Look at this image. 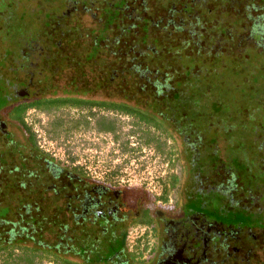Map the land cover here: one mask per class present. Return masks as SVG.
I'll list each match as a JSON object with an SVG mask.
<instances>
[{
  "label": "rangeland",
  "instance_id": "rangeland-1",
  "mask_svg": "<svg viewBox=\"0 0 264 264\" xmlns=\"http://www.w3.org/2000/svg\"><path fill=\"white\" fill-rule=\"evenodd\" d=\"M83 1L88 9L97 8L95 18L81 8L75 13L73 6ZM261 16L263 0H0V107L10 97L6 87L16 83L20 64L43 48L44 55L60 48L74 57L61 77L64 82L78 77L83 88L99 75L106 81L113 72L118 81L104 88L111 96L121 89L144 96L155 92L153 82L163 83L181 127L188 132L193 127L197 137L205 138L194 143L193 163L185 170L195 176L185 216L241 227L250 222L257 204L264 205V177L255 167L264 162ZM252 29L261 34L254 38ZM52 54L65 63L64 54ZM44 68L27 66V72L30 78L40 80L41 75L50 81L56 71ZM28 119L47 154L95 178L157 194L176 171L168 152L180 140L176 143L134 118L110 115L114 128L109 135L97 134L93 125L58 129L54 111ZM207 169L222 176L231 173L233 179L237 172L244 175L239 192L244 207L204 183ZM5 212L0 209V216Z\"/></svg>",
  "mask_w": 264,
  "mask_h": 264
},
{
  "label": "flooded vegetation",
  "instance_id": "flooded-vegetation-1",
  "mask_svg": "<svg viewBox=\"0 0 264 264\" xmlns=\"http://www.w3.org/2000/svg\"><path fill=\"white\" fill-rule=\"evenodd\" d=\"M73 8L75 13L81 8L92 18L98 15L97 8L88 9L84 1ZM44 50L29 63L20 64L19 77L13 80L16 83L6 87L10 97L5 99L11 104L7 109L0 108V209L6 211L0 216V264H5L8 255L3 249L16 241L26 247L47 249L55 256L64 254L82 264H264V205L257 204V210L250 211V222L241 227L208 224L201 216L189 220L184 206L192 201L188 198L195 180L191 171L185 177L182 191H171L169 184L155 194L143 187L104 181L82 169L65 167L47 154L29 123L33 113L53 110L55 124L61 130L93 125L97 134L104 135L114 128L110 115L134 118L110 108V104H128L147 115L157 113L172 123L178 120L176 107L165 94L163 83L153 82L156 90L152 94L132 95L121 89L111 96L105 89L118 81V74H107L106 81L99 75L85 88L80 86L78 77L64 82L61 73L75 58L56 48L52 53L59 56L65 53L62 57L65 64L59 57L52 59V53L44 55ZM27 66L29 70L48 67L56 72L50 81L41 75L39 80L30 78ZM82 76L87 77L85 73ZM141 78L149 82V77ZM28 98L82 104L30 108L25 116L26 127L14 120L13 104ZM149 128L157 130L152 125ZM190 130L193 135L188 141H205L203 136L194 134L193 127ZM180 134L175 132V142L179 143V139L184 145ZM189 156L188 152L184 154L190 166L193 161ZM255 167L264 177V162ZM205 172L210 173L208 178L203 177L204 183L229 193L240 208L244 207L239 196L244 175L237 172L239 176L233 179L231 173L222 176L212 169ZM172 173L168 176L170 183ZM217 178L222 179L218 182ZM21 252L15 250L17 254ZM40 264L53 262L44 258Z\"/></svg>",
  "mask_w": 264,
  "mask_h": 264
},
{
  "label": "trees",
  "instance_id": "trees-1",
  "mask_svg": "<svg viewBox=\"0 0 264 264\" xmlns=\"http://www.w3.org/2000/svg\"><path fill=\"white\" fill-rule=\"evenodd\" d=\"M262 2V0H260ZM264 1V0H263ZM261 5V3H260ZM248 18H251V15H247ZM259 18H262L259 17ZM264 21V18H262ZM264 28V24H263ZM254 30V29H252ZM264 32V29H263ZM261 34V32L254 30L251 34H253L254 38L257 36L255 34ZM257 46V44H256ZM35 99V100H34ZM4 100V105L0 108L5 109L6 106H9L11 104L10 102H6L7 99ZM67 104H72V105H81V102L77 103H55L54 100H47L46 98H28V99H20L19 103L16 105L13 104L14 110L13 114L15 115L14 120H17V122L24 124L26 127L28 126L25 123V116L27 111L30 108H36V109H45L47 107H54V105H67ZM85 104V103H83ZM110 108L119 110L121 112H124V114H127L129 116L134 117L140 125L150 127L155 126L157 128V131H160L162 134H164L167 138H173V141H177V138L175 136V132H180L181 136L184 138V145L183 144H177L176 147L171 148V150L168 152L169 156V161L173 164V167L175 168V172L172 173L171 177V183L169 181L165 182L166 184L164 185L163 188H166L167 185L171 184L170 190L176 192L182 191L183 188V180L185 179L186 175H188L185 170L188 169L189 167V160L185 161L184 154L188 152L190 154L191 158L192 155L195 154L194 149H196L194 143L188 141V138H191L193 134H190L192 130L191 127L189 129V132L184 130L183 127H181V124L178 123V121L175 122H170L169 120L167 121L163 117L159 116L157 113L155 115H147L144 113L142 110H138L134 108L133 106H129L128 104H110ZM7 109V108H6ZM53 111V110H51ZM188 119L189 124H192V117H186ZM56 126V125H55ZM56 128L59 129L58 126ZM174 133V134H173ZM173 135V136H172ZM147 143L151 142L152 137H148ZM155 139L159 141L158 138L154 136ZM153 141V140H152ZM154 142V141H153ZM177 143V142H176ZM158 147H162L163 143L159 141L157 144ZM208 155V153H206ZM205 154V155H206ZM204 155V154H203ZM189 156V157H190ZM193 160V159H192ZM186 162V163H185ZM188 165V166H186ZM17 242V241H16ZM16 242L12 245H9L5 247L3 250L5 252H8V255L5 257L6 262L5 264H23L25 262H28V264H40L41 261H43L44 258L47 260L49 259V262H53V264H82L81 262H75L71 260L68 256L62 255V256H55L54 253H51L47 249L43 248H30L26 247L20 244H16ZM16 244V245H15ZM18 249L22 251L20 254L15 253V250ZM14 254V255H13ZM45 254V256H43ZM39 259V261L37 260Z\"/></svg>",
  "mask_w": 264,
  "mask_h": 264
}]
</instances>
